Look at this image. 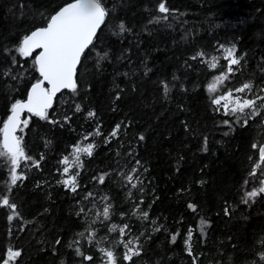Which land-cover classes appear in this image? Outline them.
Wrapping results in <instances>:
<instances>
[{
    "label": "trees",
    "instance_id": "obj_1",
    "mask_svg": "<svg viewBox=\"0 0 264 264\" xmlns=\"http://www.w3.org/2000/svg\"><path fill=\"white\" fill-rule=\"evenodd\" d=\"M71 2L0 0V128L40 79L36 52L17 47ZM101 3L108 14L75 90L57 94L46 119L21 117L29 159L16 185L0 156V264L9 249L20 253L9 264H108L105 251L115 264H264V193L246 196L264 181V0ZM232 49L240 63L228 74ZM245 83L240 99L255 100L256 114L213 103ZM89 144L91 155L70 160Z\"/></svg>",
    "mask_w": 264,
    "mask_h": 264
},
{
    "label": "snow or ice",
    "instance_id": "obj_2",
    "mask_svg": "<svg viewBox=\"0 0 264 264\" xmlns=\"http://www.w3.org/2000/svg\"><path fill=\"white\" fill-rule=\"evenodd\" d=\"M168 9L164 3L159 4V12L168 13ZM108 14L106 8L102 5L101 0H74L73 3L67 4L61 8L55 15L51 16L47 22V26L38 28L32 31L29 35H25L17 47L16 51L23 57L32 56L35 50L40 49L38 55L35 56L34 65L39 72L42 79L32 84L31 90L28 93L26 100H16L10 108V114L3 122V127L0 128V134L3 139L0 140V156L6 157L11 164V184L16 185L17 181L23 179L22 174H17V168L20 166L21 160L29 159L26 157L24 149L22 147V137L16 135L17 129L21 128V125H27V120H21V115L25 111L35 114L42 119L47 118V110L52 106V100L55 94L61 89L75 90V70L77 64L80 61L81 55L84 50L92 43L97 29L104 22L106 15ZM166 18V16L164 17ZM120 31H125L123 24L120 25ZM223 47V46H221ZM234 49L228 50L224 59L228 61L227 72L231 74L233 72V66L238 65L240 60L233 57ZM202 55V54H201ZM217 65L212 64L211 67L215 68ZM227 76L222 73L219 79H226ZM47 82L50 85L49 88H45L44 84ZM210 90H215L216 85H209ZM251 85L245 83L242 87L235 89L236 92H244L249 90ZM232 97V91L229 90L227 98ZM226 97L221 96L213 101L215 104H220L221 100ZM256 99H264L257 97ZM233 107L231 111L233 113L245 114L246 109H252V114H256V101L252 99H243L237 96L232 101ZM225 110H228V104H225ZM92 115V113H90ZM247 123V119L244 120ZM119 125H117V128ZM115 135V132L113 133ZM142 138V137H141ZM257 147L255 144L253 148ZM94 145L89 144L86 148L76 147V152L81 151L92 154ZM259 156L261 161H264V146L259 148ZM78 159V157H77ZM63 163H68V158L65 157ZM37 166L39 162H36ZM69 169L65 167L64 172L67 173ZM255 172V170H253ZM104 177H100V181L103 182ZM131 177H129V180ZM66 185L75 184V176L65 180ZM262 186L258 189H253L248 192L246 196L249 199L255 198L257 195L264 193V181L261 182ZM74 190V188H73ZM4 205L9 206L11 209H15V204H9L7 197L3 199ZM247 203V200H245ZM193 207V205H190ZM227 211V210H225ZM109 214L108 208L104 209V216ZM145 216L147 213L144 214ZM12 219V216L9 217ZM206 223V222H204ZM127 225H125V228ZM123 233L124 229H120ZM176 237L173 236V240ZM188 241L191 240V230L189 231ZM132 252V250H129ZM132 254H138V252H132ZM19 251L8 250V259H5L3 264H9V260L19 256ZM105 255L108 259V264H115V257L112 251H105ZM91 259V257H87ZM124 259H131V255L126 254Z\"/></svg>",
    "mask_w": 264,
    "mask_h": 264
},
{
    "label": "rangeland",
    "instance_id": "obj_3",
    "mask_svg": "<svg viewBox=\"0 0 264 264\" xmlns=\"http://www.w3.org/2000/svg\"><path fill=\"white\" fill-rule=\"evenodd\" d=\"M237 96L240 97L239 92H234V93H232V97H231V98H227V95H226V96L224 95V97H226V99L221 100V101H222L223 104H225V103H227V104H233L232 101H233V100L235 99V97H237ZM76 147H77V146H76ZM76 147L72 149L70 160H72V159L74 160L79 154H81V153H85V152H83V151L77 153V152H76ZM78 147L81 148V149L86 148V146H78ZM70 160H68V163H69ZM68 163H67V164H68ZM67 164H65V165H67ZM69 178H70V176H69V175H66L64 181H65V180H68ZM70 185H71V184H70ZM70 185H68V186H70Z\"/></svg>",
    "mask_w": 264,
    "mask_h": 264
},
{
    "label": "water",
    "instance_id": "obj_4",
    "mask_svg": "<svg viewBox=\"0 0 264 264\" xmlns=\"http://www.w3.org/2000/svg\"><path fill=\"white\" fill-rule=\"evenodd\" d=\"M71 3H73V2H71ZM68 4H69V3H68ZM66 5H67V4H66ZM66 5L62 6L61 8L65 7ZM61 8H59L55 13H53L52 16L55 15L58 11H60ZM49 19H50V18H49ZM47 22H48V21H47ZM46 26H47V23H46L44 26L39 27V28H43V27H46ZM36 29H38V28H36ZM36 29H35V30H36ZM35 30H33V31H35ZM29 34H30V33H29ZM29 34H28V35H29ZM86 49H87V48H86ZM86 49H85V50H86ZM85 50H84V51H85ZM40 51H41L40 49L35 50L36 55H38ZM82 54H83V53H82ZM81 56H82V55H81ZM78 64H79V63H78ZM78 64H77V66H78ZM76 69H77V67H76ZM75 72H76V70H75ZM74 76H75V75H74ZM40 79H42L41 76H40ZM35 83H36V82H35ZM33 84H34V83H33ZM31 86H32V85H31ZM31 86L29 87V89H28V91H27V94H26V96H25V98H24L23 100H26V99H27V97H28V93H29L30 90H31ZM44 87H45V88H49L50 85H48L47 82H45ZM63 90H66V89H61L60 91H58V92L55 94V96L53 97V100H54V98L56 97V95L59 94L60 92H62ZM53 100H52V102H53ZM24 113H28V112L25 111ZM24 113H22L21 117L23 116ZM9 114H10V113H9ZM31 114H32V113H31ZM6 119H7V118H6ZM17 130H18V129H17ZM2 139H3V137H2Z\"/></svg>",
    "mask_w": 264,
    "mask_h": 264
},
{
    "label": "built area",
    "instance_id": "obj_5",
    "mask_svg": "<svg viewBox=\"0 0 264 264\" xmlns=\"http://www.w3.org/2000/svg\"><path fill=\"white\" fill-rule=\"evenodd\" d=\"M262 146H264V144ZM259 159H260V156H259Z\"/></svg>",
    "mask_w": 264,
    "mask_h": 264
}]
</instances>
